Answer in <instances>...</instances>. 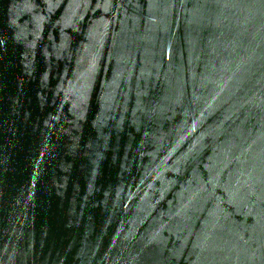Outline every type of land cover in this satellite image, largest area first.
Returning a JSON list of instances; mask_svg holds the SVG:
<instances>
[{
  "label": "water",
  "instance_id": "water-1",
  "mask_svg": "<svg viewBox=\"0 0 264 264\" xmlns=\"http://www.w3.org/2000/svg\"><path fill=\"white\" fill-rule=\"evenodd\" d=\"M0 264H264V0H0Z\"/></svg>",
  "mask_w": 264,
  "mask_h": 264
}]
</instances>
